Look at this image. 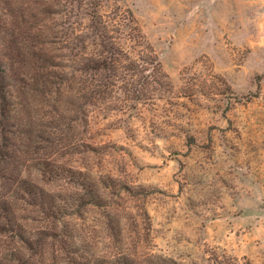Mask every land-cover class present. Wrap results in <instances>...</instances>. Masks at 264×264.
<instances>
[{"label": "rangeland", "instance_id": "rangeland-1", "mask_svg": "<svg viewBox=\"0 0 264 264\" xmlns=\"http://www.w3.org/2000/svg\"><path fill=\"white\" fill-rule=\"evenodd\" d=\"M2 6L0 36L17 22L25 54L7 79L12 114L32 137L63 135L32 142L61 176L22 173L64 208L55 224L70 258L58 244L47 264H264V0ZM121 18L138 29L114 34L123 48L134 58L144 45L154 51L158 68L145 74L157 91L85 116L69 103V79L80 76L72 65L98 48L92 25Z\"/></svg>", "mask_w": 264, "mask_h": 264}, {"label": "trees", "instance_id": "trees-1", "mask_svg": "<svg viewBox=\"0 0 264 264\" xmlns=\"http://www.w3.org/2000/svg\"><path fill=\"white\" fill-rule=\"evenodd\" d=\"M6 2L0 0V34L6 32L8 26L3 19L2 5ZM121 20L101 21L97 26L92 25V34L97 40L91 39L90 43L93 48H98L81 55V64L72 65L73 72H78L80 76L73 74L69 79V89L75 90L69 103L80 101L85 116L89 108H115L117 104L128 101H150L157 91L152 86L156 82L154 76L145 74L150 67L152 71L158 68L154 51L149 45L143 44L144 51L136 58L132 57L119 42L121 36L114 34L117 32L120 35L125 28L130 32L138 29L134 20ZM8 23L12 29L9 39L5 42L0 36V264H47L49 260L56 259V245L59 244L60 253L65 255L73 247L66 234L55 224L58 221L55 213H60L64 208L56 206L49 193L22 177V173L36 168L47 183L61 176L64 173L62 167L51 156L41 159V155H46L43 153L45 150L41 151L43 147L36 143L34 146L32 142L37 137L52 146L53 142L63 140V135L53 138L42 135L32 137L28 135L25 125H19L12 114L13 105L7 96V79L10 70L14 72L13 67L25 59V54L18 51L23 34L17 22ZM129 23H133L135 28ZM137 37L145 43L140 32ZM21 83L28 86L26 82ZM66 257L70 258V255ZM72 261L69 259L66 264H78L74 259Z\"/></svg>", "mask_w": 264, "mask_h": 264}]
</instances>
